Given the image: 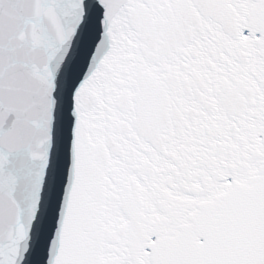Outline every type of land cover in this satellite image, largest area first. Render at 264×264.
Returning <instances> with one entry per match:
<instances>
[{
    "label": "snow or ice",
    "instance_id": "snow-or-ice-1",
    "mask_svg": "<svg viewBox=\"0 0 264 264\" xmlns=\"http://www.w3.org/2000/svg\"><path fill=\"white\" fill-rule=\"evenodd\" d=\"M0 264H264V0H0Z\"/></svg>",
    "mask_w": 264,
    "mask_h": 264
}]
</instances>
